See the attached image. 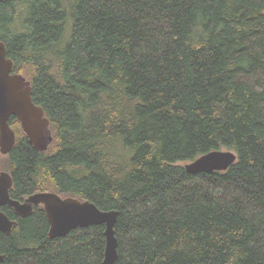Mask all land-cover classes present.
I'll use <instances>...</instances> for the list:
<instances>
[{"label": "trees", "instance_id": "trees-1", "mask_svg": "<svg viewBox=\"0 0 264 264\" xmlns=\"http://www.w3.org/2000/svg\"><path fill=\"white\" fill-rule=\"evenodd\" d=\"M0 41L53 139L10 117L12 200L118 212L114 264H264V0H8ZM220 150L226 171L184 170ZM0 210V264H102L104 226L49 239L41 206Z\"/></svg>", "mask_w": 264, "mask_h": 264}, {"label": "water", "instance_id": "water-1", "mask_svg": "<svg viewBox=\"0 0 264 264\" xmlns=\"http://www.w3.org/2000/svg\"><path fill=\"white\" fill-rule=\"evenodd\" d=\"M8 0H0L6 2ZM13 116L20 123L29 144L37 152H45L52 142L50 121L44 110L32 99V87L25 77L14 71V62L7 57L5 44L0 41V153L7 155L14 145V134L9 126ZM236 160V154L228 150L210 151L183 168L187 173H213L226 171ZM13 181L6 172H0V207L8 206L16 216L28 217L34 206L42 205L49 224L48 238L56 239L73 230L90 226H104L105 252L102 264H114L117 260V240L114 228L118 212L102 211L89 201L72 197L63 198L55 193L38 192L20 203L10 198ZM14 221L0 211V233L10 235ZM4 256L0 254V262Z\"/></svg>", "mask_w": 264, "mask_h": 264}, {"label": "bare ground", "instance_id": "bare-ground-1", "mask_svg": "<svg viewBox=\"0 0 264 264\" xmlns=\"http://www.w3.org/2000/svg\"><path fill=\"white\" fill-rule=\"evenodd\" d=\"M12 117V116H11ZM10 120V119H9ZM18 122V121H17ZM19 123V122H18ZM20 124V123H19ZM10 126V125H9ZM21 126V125H20ZM11 128V127H10ZM12 130V129H11ZM13 131V130H12ZM13 134H14V132H13ZM27 138V137H26ZM28 140V139H27ZM14 141H15V136H14ZM1 154V153H0ZM0 172H4V171H0ZM9 174V173H8ZM10 175V174H9ZM38 193V192H37ZM50 193H53V192H50ZM56 194V193H55ZM34 195V194H33ZM58 195V194H57ZM32 196V195H31ZM60 196V195H59ZM30 197V196H29ZM62 197V196H61ZM28 198V197H27ZM27 198H25V199H27ZM24 199V200H25ZM23 200V201H24ZM14 201H16V200H14ZM23 201L22 202H20V203H23ZM19 202V201H18ZM39 206H41L42 208H43V206L42 205H39ZM3 207V206H2ZM34 207H37V206H34ZM33 207V208H34ZM1 208V207H0ZM12 209V208H11ZM43 210H44V208H43ZM12 211H13V209H12ZM13 213H14V211H13ZM32 213V212H31ZM15 214V213H14ZM44 214H45V211H44ZM16 216V215H15ZM46 216V215H45ZM16 217H18V216H16ZM19 218H21V217H19ZM47 219V218H46ZM11 221V220H10ZM48 222V221H47ZM15 224H16V222H15ZM15 226V225H14ZM13 226V227H14ZM48 226H49V224H48ZM49 230V229H48ZM104 252H105V249H104ZM104 259V258H103ZM116 262V261H115Z\"/></svg>", "mask_w": 264, "mask_h": 264}, {"label": "rangeland", "instance_id": "rangeland-1", "mask_svg": "<svg viewBox=\"0 0 264 264\" xmlns=\"http://www.w3.org/2000/svg\"><path fill=\"white\" fill-rule=\"evenodd\" d=\"M5 162H6V158H5V157H2V156L0 155V166H3ZM181 165H184V164L181 163Z\"/></svg>", "mask_w": 264, "mask_h": 264}, {"label": "flooded vegetation", "instance_id": "flooded-vegetation-1", "mask_svg": "<svg viewBox=\"0 0 264 264\" xmlns=\"http://www.w3.org/2000/svg\"><path fill=\"white\" fill-rule=\"evenodd\" d=\"M15 71V70H14ZM3 156H5V155H3ZM38 207V206H37ZM35 208V207H34ZM33 208V209H34ZM1 211V210H0ZM4 213V212H3ZM5 214V213H4ZM6 215V214H5ZM7 216V215H6ZM8 217V216H7ZM9 218V217H8ZM19 218V217H18ZM10 219V218H9ZM22 219V218H21ZM11 220V219H10ZM11 221H14V220H11ZM15 222V221H14ZM13 229V228H12Z\"/></svg>", "mask_w": 264, "mask_h": 264}]
</instances>
